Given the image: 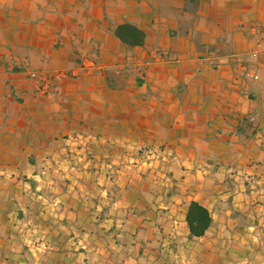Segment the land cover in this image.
Masks as SVG:
<instances>
[{
    "label": "crops",
    "instance_id": "0c3cea01",
    "mask_svg": "<svg viewBox=\"0 0 264 264\" xmlns=\"http://www.w3.org/2000/svg\"><path fill=\"white\" fill-rule=\"evenodd\" d=\"M253 22L264 0H0V264H264ZM85 55L103 69L49 95L28 76ZM191 200L213 217L193 238Z\"/></svg>",
    "mask_w": 264,
    "mask_h": 264
},
{
    "label": "built area",
    "instance_id": "2783aa9c",
    "mask_svg": "<svg viewBox=\"0 0 264 264\" xmlns=\"http://www.w3.org/2000/svg\"><path fill=\"white\" fill-rule=\"evenodd\" d=\"M249 30L254 38L256 50L264 53V26L257 22H253L249 25ZM164 55L165 53H156L155 57L165 58ZM102 69L103 66L95 57L85 55L74 67L53 69L28 68L27 73L28 76L35 82L37 92L42 95H49L64 79L79 77L80 75L85 74H94ZM244 70L247 74H249L247 68H244ZM254 77L257 78L258 76L255 75Z\"/></svg>",
    "mask_w": 264,
    "mask_h": 264
},
{
    "label": "trees",
    "instance_id": "16d2710c",
    "mask_svg": "<svg viewBox=\"0 0 264 264\" xmlns=\"http://www.w3.org/2000/svg\"><path fill=\"white\" fill-rule=\"evenodd\" d=\"M115 35L127 46H143L146 43L147 33L136 23L125 21L114 28ZM186 221L190 229L189 238L202 236L212 225L213 217L209 209L197 200L188 204Z\"/></svg>",
    "mask_w": 264,
    "mask_h": 264
},
{
    "label": "rangeland",
    "instance_id": "374dc122",
    "mask_svg": "<svg viewBox=\"0 0 264 264\" xmlns=\"http://www.w3.org/2000/svg\"><path fill=\"white\" fill-rule=\"evenodd\" d=\"M151 221V227L153 228V229H158V228H160V226H161V222L159 221V220H157V219H151L150 220ZM139 241H143L144 242V239H138ZM150 244H148L149 245V247L150 248H152L153 250L154 249H160V246L162 247V246H169V248H173V247H176L177 246V244H179V242H178V239L177 238H172V240L171 239H161V238H159V237H154V238H152V239H150V242H149ZM165 243V244H164ZM154 256H155V254H154ZM164 258H165V260H166V262L168 263V264H181L182 263V261L180 260V262H178V263H176V259H179V258H177V257H174V255H171L170 253H168L167 255H164ZM181 258V257H180ZM156 259V258H155ZM154 259V260H155ZM200 261H202V259H199ZM204 261V260H203Z\"/></svg>",
    "mask_w": 264,
    "mask_h": 264
}]
</instances>
